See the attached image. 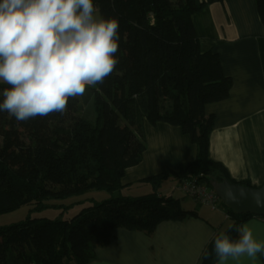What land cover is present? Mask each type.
I'll use <instances>...</instances> for the list:
<instances>
[{
    "label": "trees",
    "instance_id": "16d2710c",
    "mask_svg": "<svg viewBox=\"0 0 264 264\" xmlns=\"http://www.w3.org/2000/svg\"><path fill=\"white\" fill-rule=\"evenodd\" d=\"M214 1L224 0H94L101 16L119 22L117 71L87 88L83 98H70L63 115L17 122L0 113V215L24 205L60 210L57 218L29 215L0 227V264H89L118 228L152 234L163 221L196 215L163 193L166 187L194 179L212 188V181L231 180L210 158L215 116L206 105L227 99L233 82L217 53L201 51L192 21ZM256 1L264 23V0ZM146 120L180 126L197 146V157L177 171L144 179L152 192L132 196L123 191L122 179L142 161ZM20 128L28 141L19 138ZM92 191L111 195L85 197ZM75 196L85 197L76 202L83 206L67 218L73 204L56 201ZM223 205L231 225L257 216ZM224 232L238 235L234 228ZM213 239L201 264H216Z\"/></svg>",
    "mask_w": 264,
    "mask_h": 264
},
{
    "label": "crops",
    "instance_id": "0c3cea01",
    "mask_svg": "<svg viewBox=\"0 0 264 264\" xmlns=\"http://www.w3.org/2000/svg\"><path fill=\"white\" fill-rule=\"evenodd\" d=\"M192 21L201 51L217 53L225 74L233 82L227 99L206 105V113L215 116L210 134V158L225 167L231 180L262 187L264 23L257 1H214L196 12ZM144 131L147 148L142 161L127 168L122 179L123 191L128 189L129 195L134 189L151 186L144 179L168 170L177 171L197 157V146L180 126L167 122L152 124L146 120ZM166 188L162 192L174 198H178L176 192L183 193L178 190V184L175 188ZM192 200L184 208L195 211L196 215L163 221L152 234L116 229L111 244L98 249L96 259L89 264H201L205 246L232 222L221 198L216 209ZM246 222L256 238L264 240V219L257 215ZM229 264L236 262L229 261ZM240 264L253 262L243 258ZM255 264H264V255Z\"/></svg>",
    "mask_w": 264,
    "mask_h": 264
},
{
    "label": "clouds",
    "instance_id": "9594fccd",
    "mask_svg": "<svg viewBox=\"0 0 264 264\" xmlns=\"http://www.w3.org/2000/svg\"><path fill=\"white\" fill-rule=\"evenodd\" d=\"M119 22L99 15L94 0H0V113L17 122L63 115L117 71ZM238 234L214 236L216 264H255L264 255L245 222Z\"/></svg>",
    "mask_w": 264,
    "mask_h": 264
},
{
    "label": "rangeland",
    "instance_id": "374dc122",
    "mask_svg": "<svg viewBox=\"0 0 264 264\" xmlns=\"http://www.w3.org/2000/svg\"><path fill=\"white\" fill-rule=\"evenodd\" d=\"M99 15L100 12L98 11ZM19 138L23 139L25 141H28V137H27V132L23 129L20 128L19 129ZM151 185V184H150ZM147 187L148 189H143L141 187V190H137L134 189L133 191L130 192V194L132 195H143V194H147V193H151L152 192V185L151 186H144ZM128 189L126 190L125 194H127ZM111 194L104 192V191H92L90 192L87 196L85 197H95L98 200H104L110 197ZM176 197L181 199V206L185 207L187 205V203L192 202V198H190L189 196L180 193V192H176L175 193ZM84 196L82 197H70L66 200L63 201H56V202H62V203H66V204H73L72 208L70 209V212L67 215V218L72 217L73 215H75L77 212L80 211L81 207L83 205L81 204H77L76 202L80 199L85 198ZM196 204V203H195ZM198 206H202L201 204H197ZM32 206L29 205H24L22 207H20L19 209H16L12 212H8L5 214H1L0 215V227H6L9 225H12L15 222H19L21 220H24L25 218H27L29 215H31L32 217H46V218H57L59 217V209H47L44 211H35L31 209ZM227 224H230V221H228Z\"/></svg>",
    "mask_w": 264,
    "mask_h": 264
},
{
    "label": "water",
    "instance_id": "95a60500",
    "mask_svg": "<svg viewBox=\"0 0 264 264\" xmlns=\"http://www.w3.org/2000/svg\"><path fill=\"white\" fill-rule=\"evenodd\" d=\"M211 185L222 201L236 213L264 215V186H245L228 179L212 181Z\"/></svg>",
    "mask_w": 264,
    "mask_h": 264
},
{
    "label": "built area",
    "instance_id": "2783aa9c",
    "mask_svg": "<svg viewBox=\"0 0 264 264\" xmlns=\"http://www.w3.org/2000/svg\"><path fill=\"white\" fill-rule=\"evenodd\" d=\"M178 190L194 198L203 204L216 209L219 203V196L212 189H208L205 184H200L196 180H185L178 185Z\"/></svg>",
    "mask_w": 264,
    "mask_h": 264
}]
</instances>
